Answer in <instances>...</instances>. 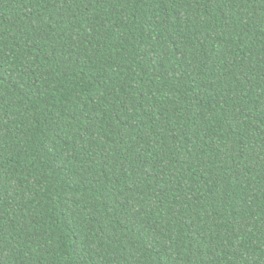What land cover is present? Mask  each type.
I'll return each mask as SVG.
<instances>
[{
  "label": "trees",
  "instance_id": "obj_1",
  "mask_svg": "<svg viewBox=\"0 0 264 264\" xmlns=\"http://www.w3.org/2000/svg\"><path fill=\"white\" fill-rule=\"evenodd\" d=\"M0 264H264V0H0Z\"/></svg>",
  "mask_w": 264,
  "mask_h": 264
}]
</instances>
